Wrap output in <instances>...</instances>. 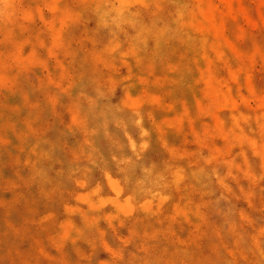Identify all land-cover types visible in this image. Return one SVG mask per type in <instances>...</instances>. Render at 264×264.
Masks as SVG:
<instances>
[{"label": "rangeland", "instance_id": "1", "mask_svg": "<svg viewBox=\"0 0 264 264\" xmlns=\"http://www.w3.org/2000/svg\"><path fill=\"white\" fill-rule=\"evenodd\" d=\"M173 1L126 42L84 0L0 15V264H264V0H183L188 36ZM152 165L186 177L155 215Z\"/></svg>", "mask_w": 264, "mask_h": 264}, {"label": "clouds", "instance_id": "2", "mask_svg": "<svg viewBox=\"0 0 264 264\" xmlns=\"http://www.w3.org/2000/svg\"><path fill=\"white\" fill-rule=\"evenodd\" d=\"M87 5V10L96 17L97 25L104 28H111L113 25L116 29H121L122 25L127 24L133 28L136 27V22L140 17L141 13L136 9L138 7L147 9L149 7L148 0H84ZM156 4V7H160V0H153ZM111 19V23L109 22ZM115 51V49H112ZM139 116V113H137ZM243 118V115H242ZM233 119H236L233 117ZM136 124L139 126L142 124V119H137ZM142 135L148 137L149 133L143 131ZM133 151H135V144L132 145ZM150 147V144L145 141L140 145L141 150L147 151ZM214 159V158H213ZM207 163H211V160H208ZM156 169V165H152L151 169H145V172L151 176L152 172ZM184 169L180 168L173 174V183L177 188L185 180ZM218 179V177H217ZM165 177L162 173L158 174L156 180L153 182L152 188H144V182L139 183L141 191L144 195L148 196L149 199L145 200L144 203L140 205L141 209L146 213H152L153 215L159 211L160 208L164 206L170 199L171 196L164 193L169 185L164 182ZM223 183V181H220ZM122 190H117V198L121 195ZM134 196L129 195L123 202L119 204L117 201H113L114 204L120 209L124 215H132L135 211V205L133 204ZM155 209V211H154ZM110 251V249H109ZM115 255V253H114ZM260 256L264 257V251L260 252Z\"/></svg>", "mask_w": 264, "mask_h": 264}, {"label": "bare ground", "instance_id": "3", "mask_svg": "<svg viewBox=\"0 0 264 264\" xmlns=\"http://www.w3.org/2000/svg\"><path fill=\"white\" fill-rule=\"evenodd\" d=\"M136 10L139 11L141 13V15H140V17L138 18V20L136 22V27L135 28H133V27L127 25V24L122 25V28L121 29H116L114 25L110 28L112 30H117V35H121V37L123 38V41H125V42L132 40L133 36L135 38H139V36H141V35L142 36H145V35L148 36L150 34V32H151L150 26H152V21H151V19H148L149 18L148 11L146 9H144V8H141V7H138ZM13 11H14V8H13V5H12V0H0V15L3 16L4 20H6V22H9L11 19H14L15 16H14V12ZM195 12L196 11H189L183 0H174L173 3H172V5H171V17H170V19H172V25H173V27H171L170 29L173 30V31H182V32H184L185 36H188V33L187 32L190 31V25L193 24L192 21H191V18L193 17V15H194L193 13H195ZM109 22L111 23V19H109ZM198 26L202 27L203 30L211 31L210 26H208V25H206L204 23L203 24L200 23ZM127 29H129V30H127ZM124 36H126V40H124ZM130 44H131V46H133V48H135V46H134L133 43H130ZM122 45L123 44L120 43V48L118 49V48L115 47L116 46V43H115L112 46H109V48L111 47V49H115V51H112L110 49L112 51V54H116L117 52H120L122 54V57L125 59L128 56H126V52L124 51V47H122ZM116 88L121 89L123 91L129 89V87H127L124 84L123 81H118V83L116 84ZM121 103H122V106L123 107H126L127 104H128L126 102L125 103L124 102H121ZM177 170H178L177 168L174 169V173ZM160 173H162V172L156 170L154 172V174H152L153 176L152 177H149L150 178L149 179L150 181H151V178H152V184L156 180L157 175L160 174ZM105 178H107V179H105V182H106V184H107V186L109 188L108 189L109 191L116 190L118 188L117 186L122 187L121 186L122 182L119 181V183H118L116 181H113L111 183L110 180L108 179L110 177L107 176ZM165 182L166 183H169L170 186L171 185L173 186L174 185V183H173V174L171 175L170 179H168V178H167V180L165 179ZM152 187H150V188H152ZM143 194L144 193H142L143 199L140 200L141 203H139L140 205L143 203L144 200L149 199V197H144ZM103 199H104V202L102 203V206H106V207L107 206H111L115 210H118L119 209L116 206V204L113 203V201H116V200H112V199L109 198L108 192L106 194H103L102 200ZM124 200H121V204H123ZM117 202L120 204V201H117ZM99 211H100L99 214H102V210H99ZM164 211L166 212L165 209H164Z\"/></svg>", "mask_w": 264, "mask_h": 264}]
</instances>
